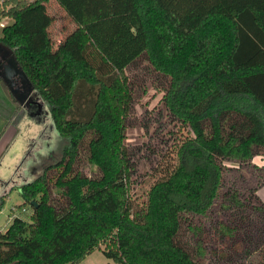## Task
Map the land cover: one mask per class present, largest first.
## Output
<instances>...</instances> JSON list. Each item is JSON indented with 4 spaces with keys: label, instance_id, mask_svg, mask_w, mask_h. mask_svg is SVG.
Here are the masks:
<instances>
[{
    "label": "trees",
    "instance_id": "16d2710c",
    "mask_svg": "<svg viewBox=\"0 0 264 264\" xmlns=\"http://www.w3.org/2000/svg\"><path fill=\"white\" fill-rule=\"evenodd\" d=\"M46 1L2 0L0 19L13 21L0 44L67 143L19 185L0 264H77L102 242L115 264H210L245 236V250L264 247V220L251 216L264 204L256 188L223 185L222 163L264 155V0H56L75 24L56 47L34 45L22 25L45 21ZM143 60L167 79L163 104L189 134L138 204L124 140L139 90L127 70ZM83 149L96 175L76 167ZM216 205L234 219L215 222Z\"/></svg>",
    "mask_w": 264,
    "mask_h": 264
},
{
    "label": "rangeland",
    "instance_id": "374dc122",
    "mask_svg": "<svg viewBox=\"0 0 264 264\" xmlns=\"http://www.w3.org/2000/svg\"><path fill=\"white\" fill-rule=\"evenodd\" d=\"M42 14L46 17L45 21H40L39 15H36L23 21V29L28 33L29 40L34 45H39L46 39L52 47H56L58 42L74 29L75 24L61 9L56 0H47ZM32 20L38 21L33 23ZM12 21V18L2 17L0 19V33L1 28L4 25L11 24ZM127 72L139 85V90L127 120L124 142L133 152L136 166L132 176L131 194L135 202L141 204V201L145 200L146 191L150 185L156 178L163 175L166 170L165 167H169L175 162L176 146L189 132L187 128L181 127L174 118H170L165 109L162 100L164 87L167 83L165 77L150 70L147 67L146 60H143L137 66H133ZM28 87L33 93L31 87L29 85ZM36 97L39 98L40 96L36 93ZM15 105L16 103L12 101L8 102L3 88L0 89V151L17 120V113L11 115ZM41 112H43L44 117L47 116L48 110L45 108L44 103L41 105ZM47 131L49 138L43 142L42 150L36 152V159L28 162L27 170L22 174L23 176L36 177L46 164L61 157L62 148L67 143V138L59 136L54 129H48ZM79 156L76 167L85 174L96 175L97 168L87 163L85 149L82 150ZM222 163L224 165L223 185L232 184L244 195L248 194L251 191L250 189L256 188L255 194L259 201L264 204V155L259 150L255 149V153L249 161L239 163L224 160ZM31 179H28V181ZM57 190L59 189L53 188L52 192L56 198L60 199V193ZM2 199L3 202L0 204V230H4L10 223L12 218L11 208L23 201L19 186H12ZM251 216L256 221L264 220V214H257L256 211L252 212ZM213 218L215 222L230 220L234 219V214L216 205L213 209ZM204 229L208 232L211 231L209 223ZM207 236L210 238L208 233ZM247 239L248 236H245L244 240H239L234 244L235 250L228 252L227 256L224 248L217 255H213V258L208 257L205 261L210 262V264H264V247L247 251L244 249L245 246L241 245V243L248 242ZM212 242H215V240L211 239L209 241L207 239V244L211 248L214 247ZM104 246L105 243L102 242L99 247L88 253L77 264H115L112 258L103 253ZM227 250L229 251V249Z\"/></svg>",
    "mask_w": 264,
    "mask_h": 264
},
{
    "label": "flooded vegetation",
    "instance_id": "af4514ba",
    "mask_svg": "<svg viewBox=\"0 0 264 264\" xmlns=\"http://www.w3.org/2000/svg\"><path fill=\"white\" fill-rule=\"evenodd\" d=\"M28 85L29 83L13 57L11 50L0 44V89L3 88L8 102L12 101L16 103L13 107L11 115H15L17 113V120L13 127L14 134L7 141L1 155L18 134L21 120L25 116H27V123L26 125L24 124V129L28 132V137L31 138V145L36 146V144H43L45 139L49 138L47 130L51 129L49 122L46 121L47 118L44 117L43 112H41L42 103H38L39 98L36 97V91H33L31 88L33 91V93H31ZM21 177L22 176L18 173H12L9 175L1 185L0 198L3 196L2 190L9 184V182L14 184L15 180H18Z\"/></svg>",
    "mask_w": 264,
    "mask_h": 264
},
{
    "label": "water",
    "instance_id": "95a60500",
    "mask_svg": "<svg viewBox=\"0 0 264 264\" xmlns=\"http://www.w3.org/2000/svg\"><path fill=\"white\" fill-rule=\"evenodd\" d=\"M38 101L43 103V100L40 97ZM26 120L27 116L21 120L18 134L14 137L11 144L0 157V188L5 179L12 173H18L22 176V174L27 170L28 162H30V160H35L36 152L42 150V143L36 144V146L31 145V138L28 137V132L24 129V124L26 125L27 123ZM12 185L13 183L9 182V186L2 190V194L4 195L7 193ZM32 203L35 202L32 201Z\"/></svg>",
    "mask_w": 264,
    "mask_h": 264
},
{
    "label": "crops",
    "instance_id": "0c3cea01",
    "mask_svg": "<svg viewBox=\"0 0 264 264\" xmlns=\"http://www.w3.org/2000/svg\"><path fill=\"white\" fill-rule=\"evenodd\" d=\"M38 103H40L39 101H38ZM41 104V103H40ZM43 104V103H42ZM47 117V116H46ZM13 134H14V129L13 130H11L10 132H9V134H8V137L6 138V140H5V144L3 145V147H2V149H1V151H0V155H1V153H2V151L4 150V148H5V146H6V143H7V141L13 136ZM7 149V148H6ZM6 151V150H5ZM4 151V152H5ZM4 152H3V154H4ZM2 154V155H3ZM1 155V156H2ZM0 156V157H1ZM30 178H34V177H30L29 175L28 176H23L22 175V177L20 178V179H18V180H15V183L12 185V186H14V185H17V186H19L21 183H23V182H25V181H28V179H30ZM7 186H9V184L7 185ZM6 186V187H7ZM11 186V187H12ZM7 193H5L3 196H5ZM2 196V197H3Z\"/></svg>",
    "mask_w": 264,
    "mask_h": 264
},
{
    "label": "built area",
    "instance_id": "2783aa9c",
    "mask_svg": "<svg viewBox=\"0 0 264 264\" xmlns=\"http://www.w3.org/2000/svg\"><path fill=\"white\" fill-rule=\"evenodd\" d=\"M2 0H0V3H1ZM13 208V207H12Z\"/></svg>",
    "mask_w": 264,
    "mask_h": 264
}]
</instances>
